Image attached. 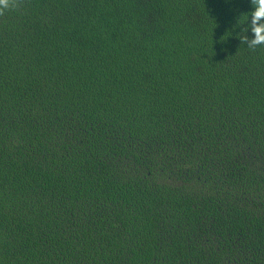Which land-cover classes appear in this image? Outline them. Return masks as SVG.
Returning a JSON list of instances; mask_svg holds the SVG:
<instances>
[{"label": "trees", "instance_id": "1", "mask_svg": "<svg viewBox=\"0 0 264 264\" xmlns=\"http://www.w3.org/2000/svg\"><path fill=\"white\" fill-rule=\"evenodd\" d=\"M252 10L23 0L0 16V264H264Z\"/></svg>", "mask_w": 264, "mask_h": 264}, {"label": "clouds", "instance_id": "2", "mask_svg": "<svg viewBox=\"0 0 264 264\" xmlns=\"http://www.w3.org/2000/svg\"><path fill=\"white\" fill-rule=\"evenodd\" d=\"M23 0H0V16L5 12L18 9ZM252 11L248 13L244 22L240 25V43L245 44L249 49L255 50L264 46V0H250ZM250 16V20H249ZM251 31L252 38L246 33Z\"/></svg>", "mask_w": 264, "mask_h": 264}]
</instances>
